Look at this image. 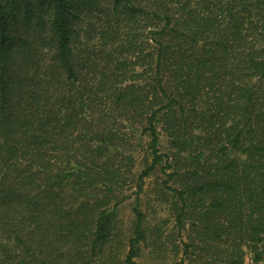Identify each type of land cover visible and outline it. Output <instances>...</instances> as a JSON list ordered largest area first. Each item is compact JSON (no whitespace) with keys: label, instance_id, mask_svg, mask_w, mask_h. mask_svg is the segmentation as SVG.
<instances>
[{"label":"trees","instance_id":"obj_1","mask_svg":"<svg viewBox=\"0 0 264 264\" xmlns=\"http://www.w3.org/2000/svg\"><path fill=\"white\" fill-rule=\"evenodd\" d=\"M157 173L171 229L136 207L121 246ZM146 239L264 261V0H0V264H141Z\"/></svg>","mask_w":264,"mask_h":264},{"label":"rangeland","instance_id":"obj_2","mask_svg":"<svg viewBox=\"0 0 264 264\" xmlns=\"http://www.w3.org/2000/svg\"><path fill=\"white\" fill-rule=\"evenodd\" d=\"M138 163L142 165L143 157L137 155ZM163 176L159 173L147 178L144 191L140 194L139 199L137 200V195L131 192H135L133 189L129 192L131 197L127 199L118 210V219H117V235L119 244L124 246L128 239L134 237L135 232V208L144 216V226L146 229V238H147V227L149 229V235H152L155 229L162 228L163 231L169 232L172 226V218L169 213L168 205L162 200V197L159 193L161 190ZM167 230V231H166ZM152 238V237H151ZM117 239V238H116ZM170 250V249H169ZM149 249L147 248V239L146 242L142 244V252L140 257L136 259L141 264H179L178 258L175 257L172 253H168V258L163 262L162 260H153L148 253ZM244 264H264V261L261 263H255L253 261V255L248 252L245 257Z\"/></svg>","mask_w":264,"mask_h":264}]
</instances>
